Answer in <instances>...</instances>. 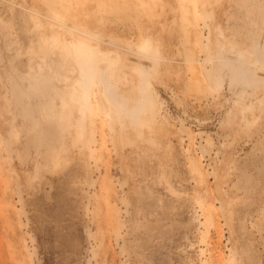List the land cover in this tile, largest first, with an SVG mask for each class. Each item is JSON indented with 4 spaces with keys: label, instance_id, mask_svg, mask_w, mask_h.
I'll use <instances>...</instances> for the list:
<instances>
[{
    "label": "rangeland",
    "instance_id": "1",
    "mask_svg": "<svg viewBox=\"0 0 264 264\" xmlns=\"http://www.w3.org/2000/svg\"><path fill=\"white\" fill-rule=\"evenodd\" d=\"M200 1L0 0V264H264V0Z\"/></svg>",
    "mask_w": 264,
    "mask_h": 264
},
{
    "label": "bare ground",
    "instance_id": "2",
    "mask_svg": "<svg viewBox=\"0 0 264 264\" xmlns=\"http://www.w3.org/2000/svg\"><path fill=\"white\" fill-rule=\"evenodd\" d=\"M207 1H208V0H202V1L199 2V5L201 6V8H204V7H205ZM147 2H149V1H147ZM179 4H181L180 6H181V10H182V12H183V11H184V12H187V11H188V8H189V7H188L187 5H185L183 2H180ZM160 6H162V5H160ZM146 12H147V11H146ZM147 13H149V12H147ZM147 13H146V14H147ZM183 18H188V15L186 16V15L183 13ZM191 51H192V48L189 47V48H188V52H187V54H186V56H185V61L190 65L191 70L194 72V74H195L194 77L197 78V75H196V73H195V71H196V69H197V64H196V60L194 59V56H192ZM238 54H239V53H237V55H238ZM153 103H154V105L156 106V100H155V99H153ZM100 155H101V152L97 155V158H99ZM195 170H196L197 173H199V174L201 173V172H200V169H199L198 166L195 167ZM210 218H211V215L208 214V215H207V219L210 220ZM10 230H11V229H10ZM11 231H12V230H11ZM7 243L9 244V242H7Z\"/></svg>",
    "mask_w": 264,
    "mask_h": 264
}]
</instances>
